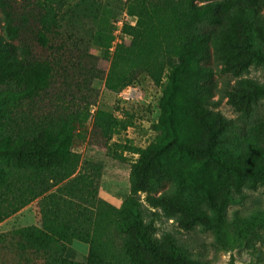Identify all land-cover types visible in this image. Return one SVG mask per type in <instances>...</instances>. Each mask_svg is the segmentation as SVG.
I'll return each mask as SVG.
<instances>
[{"label": "trees", "instance_id": "obj_1", "mask_svg": "<svg viewBox=\"0 0 264 264\" xmlns=\"http://www.w3.org/2000/svg\"><path fill=\"white\" fill-rule=\"evenodd\" d=\"M225 1H137L142 15L126 30L138 46L116 48L105 87L118 91L149 63L174 55L177 62L159 101L162 138L139 152L130 174L131 198L119 210L101 203L93 212L87 204L94 202L89 192L94 176H73L78 114L53 119L28 134L16 114L22 102L38 96L54 79L57 63L42 60L34 48L41 33L47 36L57 28L53 0H23L22 8H16L15 0H0V196H12L13 212L38 198L40 207L39 225L0 234V264H121L107 243L109 226L125 235L123 253L131 264H203L152 238L153 224H144L136 209L139 194H145L150 207L176 217L184 231L198 224L218 240L231 232L264 242V206L228 217L230 193L210 181L213 171L247 180L251 189L264 183V127L246 131L248 135L242 129L264 97V84L239 81L216 101L215 87L208 85L215 74L238 77L251 64L264 66V0ZM224 98L238 113L237 121L216 111ZM116 125L110 115L98 112L97 143L105 145ZM225 144H235L239 156L220 158L218 147ZM166 163L179 164V182ZM188 187L200 195L203 206L185 197ZM73 240L89 245L84 263L64 256Z\"/></svg>", "mask_w": 264, "mask_h": 264}, {"label": "rangeland", "instance_id": "obj_2", "mask_svg": "<svg viewBox=\"0 0 264 264\" xmlns=\"http://www.w3.org/2000/svg\"><path fill=\"white\" fill-rule=\"evenodd\" d=\"M137 1L53 0L57 28L47 36L41 33L34 48L42 60L57 63L54 79L49 88L38 96L22 102L16 112L26 134L40 129L53 119L78 114L76 146L72 149L78 165L73 176L77 173L94 176L89 186L94 202L87 204L93 212L101 203L119 210L131 198L130 174L139 152L162 138V131L158 127L159 101L171 65L177 62L174 55L169 58L162 56L160 64L149 63L131 84L118 91L105 87V77L116 48L124 46L135 49L138 46V41L126 30L135 27L138 17L142 15ZM15 3L16 8H22L23 0H15ZM212 28L208 27L207 30ZM107 42L108 46L105 47ZM256 44L257 40L252 37V45ZM243 80L264 84V66L251 64L238 77L215 74L208 85H214L216 101L223 90H230ZM216 111L225 120L237 121L238 113L225 98ZM98 112L110 115L111 120L117 122L105 145L97 143L98 136L93 132ZM242 126L244 133L261 131L264 127V97L257 100L252 117ZM218 148V156L223 159L234 160L239 153L235 144ZM166 165L170 175L179 182L180 178L176 177L179 164ZM182 166L187 168L188 164L183 163ZM205 173L202 171L201 175ZM210 181L217 189L229 191L231 202L225 211L228 217L235 211L245 215L264 206V183H257L251 189L247 180L236 181L229 174H216L213 171ZM183 191L187 199L203 206L196 191L189 187ZM134 199L143 223L153 224L155 232L152 238L161 246L179 249L203 264H264L263 241L250 235L239 238L231 232L225 240H218L198 224L193 230L184 231L178 227L176 217L169 218L161 208L150 207L145 194H139ZM38 201L39 198L13 212L16 204L12 202V196H0V234L39 225ZM108 235V246L117 250L120 263L131 264L123 253L125 235L112 226L108 227ZM88 253V244L73 240L67 243L64 256L69 261L84 263Z\"/></svg>", "mask_w": 264, "mask_h": 264}, {"label": "built area", "instance_id": "obj_3", "mask_svg": "<svg viewBox=\"0 0 264 264\" xmlns=\"http://www.w3.org/2000/svg\"><path fill=\"white\" fill-rule=\"evenodd\" d=\"M125 1H128V0H125ZM123 16H125V13L123 14Z\"/></svg>", "mask_w": 264, "mask_h": 264}]
</instances>
